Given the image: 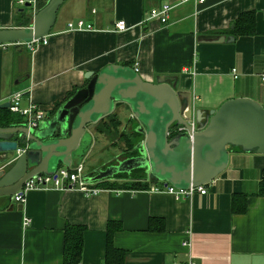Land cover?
<instances>
[{
	"label": "crops",
	"instance_id": "1",
	"mask_svg": "<svg viewBox=\"0 0 264 264\" xmlns=\"http://www.w3.org/2000/svg\"><path fill=\"white\" fill-rule=\"evenodd\" d=\"M46 1L35 0L32 10L0 0V29L27 27V19ZM164 4L173 6L165 24L144 22L148 10ZM242 12L253 13L251 35L233 33V22ZM263 12L264 0H65L45 45L33 52L0 48V104L21 95L20 107L33 104L43 111L36 128L42 130L84 87L86 72L136 64L143 82L176 78V89L189 92L195 110H215L234 98H248L264 108ZM78 19L95 30L63 31L66 23ZM117 20L125 22V31H114ZM219 37L222 42H216ZM116 106L109 115L121 124V132L129 112L122 104ZM104 120L95 123L96 130ZM92 133V149L96 135H102L101 153L114 148L106 144L104 133L94 127ZM94 166L93 157L83 165L85 181L93 177ZM135 171L142 172L148 187L160 182ZM135 171L102 182L127 186ZM263 172L264 155L230 149L224 170L204 187L205 194L186 199L145 190H102L91 196L76 189L30 191L22 204L0 203V264H62L67 227L82 231L79 264L183 263L181 242L186 239L193 264H264V196L258 195ZM232 195L244 207L241 214L231 211ZM108 237L112 250L106 257Z\"/></svg>",
	"mask_w": 264,
	"mask_h": 264
},
{
	"label": "water",
	"instance_id": "2",
	"mask_svg": "<svg viewBox=\"0 0 264 264\" xmlns=\"http://www.w3.org/2000/svg\"><path fill=\"white\" fill-rule=\"evenodd\" d=\"M64 1L47 0L31 14L27 27L0 29V45L46 37ZM222 41V37L216 40ZM84 78V87L60 106L42 130L27 129L11 112L8 123L0 124V203H10L31 176L83 166L94 144V124L118 104L127 108L128 121L136 125L137 156L105 169L87 183L142 170L145 177L163 186L208 187L224 170L230 149L264 155V108L251 99H230L205 112L191 107L189 92L177 90L174 77L157 76L147 83L128 66H107L94 74L86 72ZM8 107L9 102L0 104L1 110ZM179 127L182 131L171 136L172 128Z\"/></svg>",
	"mask_w": 264,
	"mask_h": 264
},
{
	"label": "built area",
	"instance_id": "3",
	"mask_svg": "<svg viewBox=\"0 0 264 264\" xmlns=\"http://www.w3.org/2000/svg\"><path fill=\"white\" fill-rule=\"evenodd\" d=\"M188 0H177V4H182ZM196 3H202L204 0H193ZM14 3L17 7L23 8L25 4H28L29 7L34 10L35 8V0H14ZM172 5L164 4L157 8H152L148 10L147 16L144 19V22L148 20L156 21L159 24H165L171 9ZM34 13V12H33ZM264 15V12H263ZM114 31L123 32L127 29V26L123 20H117L113 24ZM95 29L90 24H86L83 20L78 19L73 22H68L65 24L64 32H89L94 31ZM47 43L46 37L41 39L32 40L27 43L15 42V43H6L1 44L0 48H27L30 52L36 50L39 46L45 45ZM133 71L137 73V66L134 64L132 67ZM233 73V70H231ZM235 78V76H233ZM260 82L264 84V73L260 75ZM21 99V95L15 94L12 95L9 99V112L13 114H18L25 124L27 129H36L42 118L43 111L41 108L33 105L27 104L25 107H20L19 100ZM189 124L193 127V119L191 118ZM182 131V128H177L176 132ZM83 175V166L78 165L75 168H65L59 167L55 170V172L50 176L45 175H34L25 180V182L21 185L19 190L13 195L12 202L16 204H22L24 202L25 196L28 192L40 189L47 188H55L61 191L76 189L80 193L85 196H91L97 194L99 191L103 189L93 187L90 183H87L85 179H82ZM145 191H149L151 193H164L172 196L174 199H186L191 197L194 194L204 195L205 188L203 186L190 187L188 190H181L172 187L167 184L163 186V182H156L155 184H151ZM115 193L119 192V190H114ZM26 222L24 221V225ZM190 246V242L188 239L183 240L181 242V247L186 250V260L183 263H175V264H193L190 256L188 254V249Z\"/></svg>",
	"mask_w": 264,
	"mask_h": 264
},
{
	"label": "trees",
	"instance_id": "4",
	"mask_svg": "<svg viewBox=\"0 0 264 264\" xmlns=\"http://www.w3.org/2000/svg\"><path fill=\"white\" fill-rule=\"evenodd\" d=\"M45 4V3H44ZM44 4H40L37 10L40 9ZM233 33L238 35H251L253 33V13L252 12H242L239 13L234 22H233ZM70 96V95H69ZM68 96V97H69ZM10 113L8 110L0 109V124H7L8 119L7 116ZM107 125L112 123L113 127H107L106 130L103 128H98V133H104L107 131H112L115 129V118L112 115H108L105 117V120L102 122H106ZM117 122V121H116ZM105 124V123H103ZM127 186H121L115 184V182H100L96 186L103 190H146L148 188V182L144 181L143 174L141 176L136 173H132L129 181H127ZM258 195L264 196V172L262 173V179L259 183ZM242 197V196H240ZM237 196L232 195L230 199V208L232 213L241 214L244 211V207L237 206L236 201ZM106 257L109 254L110 249V239L106 238ZM82 248V231L76 227H67L65 230L64 237V246L62 253V264H79L80 253Z\"/></svg>",
	"mask_w": 264,
	"mask_h": 264
},
{
	"label": "flooded vegetation",
	"instance_id": "5",
	"mask_svg": "<svg viewBox=\"0 0 264 264\" xmlns=\"http://www.w3.org/2000/svg\"><path fill=\"white\" fill-rule=\"evenodd\" d=\"M97 126H100L104 130H106L107 127L110 125L99 123L97 124ZM93 127H94V131H97L95 124ZM135 129H136V125L130 120L128 121V118H127V123H125L122 126L121 132H118L117 136L111 138V141H110L112 146L118 150L117 156H113L109 158L108 160L104 161L103 163L96 164V166L92 167L90 171L94 174L93 176L95 175L97 176L99 173L104 172L105 169H111V167L116 168L119 163L137 156V150L135 148V145L139 141L140 136L135 132ZM91 159L92 158L88 159L85 163L89 162ZM133 173L134 174L136 173L139 176L142 175L141 171H135ZM121 176L122 174L118 173L115 175L114 178L121 177Z\"/></svg>",
	"mask_w": 264,
	"mask_h": 264
},
{
	"label": "rangeland",
	"instance_id": "6",
	"mask_svg": "<svg viewBox=\"0 0 264 264\" xmlns=\"http://www.w3.org/2000/svg\"><path fill=\"white\" fill-rule=\"evenodd\" d=\"M26 23H28L27 26H29L30 23H31V20L27 19V22ZM114 118H115V120H117L115 116H114ZM105 124H108L107 121L105 122ZM115 124H116V128L114 130L104 132V135L106 136L105 138L107 140V143L106 144L109 145V146L112 145V144L111 143H108V142L111 141V138L117 136V133L119 132V128L121 127V124L120 123H117L116 121H115ZM109 127H113L112 123H110V126ZM176 130L177 129L172 128V130H171V136L177 133ZM101 139H102V135H98V136L96 135V146L89 153V157L90 158L93 157L94 158V161L96 160V164H101L104 161L108 160L109 158H111L113 156H117V154H118V152H116L115 148L109 149L108 152H106V153H101V146H102ZM94 142H95V138H94ZM84 164L86 165L87 163H84Z\"/></svg>",
	"mask_w": 264,
	"mask_h": 264
}]
</instances>
